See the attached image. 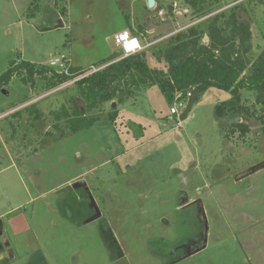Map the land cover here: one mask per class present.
<instances>
[{
	"label": "rangeland",
	"instance_id": "obj_1",
	"mask_svg": "<svg viewBox=\"0 0 264 264\" xmlns=\"http://www.w3.org/2000/svg\"><path fill=\"white\" fill-rule=\"evenodd\" d=\"M155 1L150 9L148 0H0V75L22 60L95 71L121 51L115 37L124 31L149 46L150 68L165 70L153 55L173 36L234 10L251 23V60L264 51V0H206L202 13L184 0ZM77 80L51 88L39 77L34 87L14 78L0 87V264L10 262V251L14 264L36 251L50 264H251L234 228L264 211V112L256 94L241 91L238 102L210 88L180 122L155 87L140 107L125 106L148 127L143 135L109 120L117 101L87 111ZM77 110L101 120L74 134L69 119ZM238 123L249 127L246 135L231 132ZM91 197L102 213L95 221ZM198 200L207 249L176 262L184 252H170L204 241ZM17 203L22 209L10 214Z\"/></svg>",
	"mask_w": 264,
	"mask_h": 264
},
{
	"label": "trees",
	"instance_id": "obj_2",
	"mask_svg": "<svg viewBox=\"0 0 264 264\" xmlns=\"http://www.w3.org/2000/svg\"><path fill=\"white\" fill-rule=\"evenodd\" d=\"M184 2L195 13H202L206 4V0ZM205 36L209 38L206 44L203 43ZM252 38L251 23L240 20L234 10L229 15L222 13L208 19L205 29L199 25L193 26L173 36L163 50L153 55L158 62H164L165 70L151 69L147 64L146 52L128 57L115 53L101 61L95 71L70 66L68 74L28 61H12L0 75V87L4 88L14 78L34 87L39 77L46 80L51 88L80 78L76 84L80 97L86 102L87 111L98 109L106 103H123L142 88L153 86L160 89L170 106L174 105L178 94L185 98L189 91L194 92L197 87L201 88L200 95L215 88L230 93L238 102L241 91H251L256 94V103L264 112V51L256 60H251ZM79 110L69 119L74 134L101 120L99 116H82ZM235 110L240 115L243 108ZM117 115V111L110 113L109 120L114 122ZM236 130H241L244 136L249 127L238 123L231 132L235 133Z\"/></svg>",
	"mask_w": 264,
	"mask_h": 264
},
{
	"label": "crops",
	"instance_id": "obj_3",
	"mask_svg": "<svg viewBox=\"0 0 264 264\" xmlns=\"http://www.w3.org/2000/svg\"><path fill=\"white\" fill-rule=\"evenodd\" d=\"M137 39L139 41H141L140 38H137ZM148 47L145 48L141 52H144L146 49H148ZM118 48H120V50H121L120 52L115 51V49H114V50H112L110 55L115 54V53L122 54L121 47L118 46ZM148 52L149 51L146 52L147 56H148ZM151 69H161V68H151ZM155 87L156 86H153L151 88H142L140 91L136 92L135 96L126 99L123 103H119L120 107H119V109L117 111L118 115H117V118H116L115 121L120 123V124H124L125 127H123V128H126V126L132 125L134 128H137V130L141 134L145 135L146 132L148 131V127H145L142 122L137 121L138 114L136 115L135 113H132L131 111L125 109V106L131 105L133 107H136V106L140 107V105L143 103V100H144L143 98L148 97V92L151 91ZM7 95H9V94H7ZM227 102L228 101L221 102V104L222 103H227ZM219 108H221V105H220ZM153 111H155V110H153ZM153 114H155V112ZM154 117H155V115H154ZM170 117H171V114H170ZM189 117H190V113H189L187 119H189ZM175 118L176 117H174L173 119H175ZM155 122L159 124V121L156 120ZM148 126L153 127V125H151V123ZM118 136H120V135H117V137ZM118 139H119L120 143L121 142L123 143L121 138H118ZM5 143L6 142L3 143V145H4V149L3 150L6 152V149H5L6 148V144ZM5 154H6L5 157H7L10 161L14 160L13 156L11 155V152H9V153L6 152ZM16 206H18V207L12 208L10 214H12L15 210L22 209L21 207H19L18 203H17ZM257 213L261 214L260 216H259V214L256 216V217H258L257 219H251V220H253V221H251V223H249L247 225L240 226L238 229H236V228H234V229H235V233L242 235L241 239H239V240H241V241H239L240 243H237V244L240 245L243 248V250L246 252V254L248 255V262H250L251 264H264V248H263L264 247V216H263L264 211L262 209L261 211H257ZM10 214L8 213V215H6V217H8ZM0 220L3 221V231H4V228H5L4 219H2L0 217ZM21 220L17 221V225L21 224L20 222L23 221V220L22 221ZM24 226L27 227L26 224H21L19 227L26 228ZM261 229L263 230V233L260 232ZM236 241H237V238H236ZM207 246H208V243H207ZM1 248L2 247L0 246V253L3 250V248L2 249ZM205 249H207V247ZM202 251H204V250H201L199 252H202ZM199 252H197V253H199ZM47 255L48 254H45L43 252L41 253V252L36 251L35 253L31 254L30 256H27L21 262V264H50L49 261H48L49 260V256H47ZM193 255H195V254H193ZM9 256L10 257H8V259L10 260V262L9 263L8 262H5V263L3 262V264H14V263H12V261L14 259H15L14 261L18 260V258L16 259V258L13 257L12 251H10ZM186 256H184V258H182V257L179 258L176 262H178L180 260L182 261V259H184V260L187 259L188 257H186ZM191 256H189V257H191ZM124 262L125 261H122L119 258V260H115L113 262V264H120V263H124ZM126 264H128V263H126ZM171 264H173V263H171Z\"/></svg>",
	"mask_w": 264,
	"mask_h": 264
},
{
	"label": "built area",
	"instance_id": "obj_4",
	"mask_svg": "<svg viewBox=\"0 0 264 264\" xmlns=\"http://www.w3.org/2000/svg\"><path fill=\"white\" fill-rule=\"evenodd\" d=\"M163 14V11L160 12ZM117 46L121 47L122 49V56L128 57L135 53H139L147 48V45L142 46L140 41L136 38L131 36V34L127 31L121 32L115 37ZM70 67V66H69ZM69 68L65 69V71H56L58 73H66L68 74ZM193 92L189 91L185 98H182L181 94L177 95V100L174 105L171 106V115L179 117L183 111L187 108L188 101L192 97Z\"/></svg>",
	"mask_w": 264,
	"mask_h": 264
},
{
	"label": "water",
	"instance_id": "obj_5",
	"mask_svg": "<svg viewBox=\"0 0 264 264\" xmlns=\"http://www.w3.org/2000/svg\"><path fill=\"white\" fill-rule=\"evenodd\" d=\"M155 5H156L155 0H148V8H150V9L154 8ZM208 39H209L208 36H205V40H208ZM200 94H201V88L200 87L195 88L192 97L188 101L187 108L183 111V113L178 118H175V120L181 122V121H185L188 118V115H189L190 111L192 110L195 102L199 98ZM91 201H92V205L95 209L96 215H94L91 219H89V221H95V220L101 218L102 213H101L97 203L95 202V200L92 197H91ZM196 202L201 203L200 200H198ZM201 214H202L203 221H204V241L198 249H196L193 253H191L190 255H187L186 257H189V256H191V255H193V254H195L201 250H204L207 247V239H208V235H209V225H208V221H207L206 216H205V211H204L203 206L201 209ZM1 235H3V221L2 220H0V236Z\"/></svg>",
	"mask_w": 264,
	"mask_h": 264
},
{
	"label": "flooded vegetation",
	"instance_id": "obj_6",
	"mask_svg": "<svg viewBox=\"0 0 264 264\" xmlns=\"http://www.w3.org/2000/svg\"><path fill=\"white\" fill-rule=\"evenodd\" d=\"M184 199H185V197H184ZM197 205H198V210H200L199 213L201 215V221L204 224L203 217H202V214H201L202 205H201V203H198ZM202 243H203V240L184 244V245L178 247L177 249H175L174 251L170 252V254L171 255H176V254L180 253V251L184 252L183 255L187 254V253H193L196 249H198L201 246ZM183 255L180 256V258L183 257ZM176 257H177V255H176Z\"/></svg>",
	"mask_w": 264,
	"mask_h": 264
}]
</instances>
